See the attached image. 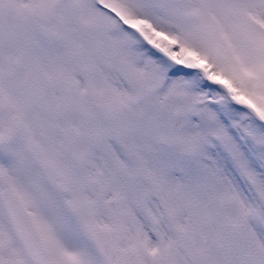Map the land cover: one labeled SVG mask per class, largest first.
<instances>
[{
    "label": "snow or ice",
    "instance_id": "obj_1",
    "mask_svg": "<svg viewBox=\"0 0 264 264\" xmlns=\"http://www.w3.org/2000/svg\"><path fill=\"white\" fill-rule=\"evenodd\" d=\"M0 264H264V0H0Z\"/></svg>",
    "mask_w": 264,
    "mask_h": 264
}]
</instances>
